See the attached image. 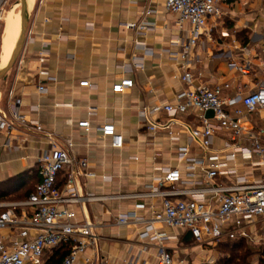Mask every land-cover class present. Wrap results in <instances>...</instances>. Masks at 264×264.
I'll use <instances>...</instances> for the list:
<instances>
[{"label": "crops", "instance_id": "obj_1", "mask_svg": "<svg viewBox=\"0 0 264 264\" xmlns=\"http://www.w3.org/2000/svg\"><path fill=\"white\" fill-rule=\"evenodd\" d=\"M18 2H7L0 68L21 30ZM221 9L223 16L210 18L194 47V84L214 86L232 80L223 96L236 97L264 79V0H224ZM175 19L166 0H29L24 49L0 80V111L11 117L18 110L27 118L25 124L15 122L10 133L0 132V202L26 199L40 182L39 158L54 146L67 149L73 142L72 155L87 159L95 174L78 177L77 190L83 196L101 197L71 205L77 221L88 219L96 225L98 242L76 264H157L159 244L144 236L146 225H119L118 217L131 213L151 217L162 199L135 195L147 192L168 168H180L183 178L193 181L179 149L188 147L191 158L203 156L188 127L199 125V116L179 115L174 139L167 131L151 134L139 116L144 107L175 102L187 87L181 79L180 53L190 25H185L184 35L176 30ZM129 23L137 27L129 28ZM246 64L250 73L242 75L238 67ZM123 77L133 79V88L113 92ZM39 86L46 90L41 92ZM234 109L228 107L232 115ZM243 110L241 120L248 130L264 128L263 117ZM205 116L214 121L212 113ZM83 120L90 122V128L78 126ZM107 122L124 136L122 148L113 147L103 136L101 127ZM229 143V132L218 130L211 154L225 160ZM238 165L243 173L264 174L250 160L239 159ZM67 175L68 170L61 173L59 187ZM155 231L167 236L168 251L188 264H206L212 256L217 260L219 251L197 246L189 232L162 224ZM50 253L45 254V263Z\"/></svg>", "mask_w": 264, "mask_h": 264}, {"label": "built area", "instance_id": "obj_2", "mask_svg": "<svg viewBox=\"0 0 264 264\" xmlns=\"http://www.w3.org/2000/svg\"><path fill=\"white\" fill-rule=\"evenodd\" d=\"M7 2L3 0L0 3V35L6 20ZM223 2L166 0L167 9L176 16V30L185 35L184 27L190 25L189 36L182 43L180 53L181 79L187 87L177 95L175 102L144 107L139 116L151 134L167 131L174 139L173 129L179 123L178 116L197 114L200 124L188 127L191 139L198 142L203 156L191 158L189 148L181 147L180 160L191 171L193 181L185 180L180 168H168L155 179L147 192L135 195L162 199L160 208H156L151 217H139L134 213L118 217L119 225H146L144 236L159 244L157 264H188L186 259L168 251L164 243L168 237L155 231L157 224L189 232L201 248L215 250L221 243L245 240L259 251L255 264H264V174L243 173L238 165L239 159L250 160L254 166H261L264 170V128L248 130L241 120L243 109L264 118V79L248 92L240 91L236 97H224V90L233 85L232 80L214 86H195L192 72L194 47L206 32L210 18L223 16ZM127 26L134 28L137 24L129 23ZM249 67V64L239 66L238 71L247 75ZM82 85L90 86V82L83 81ZM133 86L132 78L123 77L112 90L122 94ZM39 90L44 92L46 87L39 86ZM229 106L235 107L234 115L228 111ZM207 112H212L214 121L205 116ZM162 114L165 117L159 118ZM15 122L25 124L27 118L18 110H13L11 117L0 111V132L10 133ZM78 126L88 129L90 122L83 120L78 122ZM101 130L103 136L111 139L113 147L125 145L124 136L117 132L112 122L105 123ZM218 130L229 132V153L225 160L211 154ZM72 147L71 141L67 149L54 146L39 158L40 182L26 199L0 202V264H45V254L62 246L69 247L62 264H76L88 249L97 247L96 225L88 219L77 221L76 211L71 205L100 200L101 197L83 196L77 190L78 177L95 174L89 171L87 159L72 155ZM65 170H68L67 181L61 188L58 180ZM223 178L229 180L223 181ZM215 262L212 256L206 264Z\"/></svg>", "mask_w": 264, "mask_h": 264}, {"label": "trees", "instance_id": "obj_3", "mask_svg": "<svg viewBox=\"0 0 264 264\" xmlns=\"http://www.w3.org/2000/svg\"><path fill=\"white\" fill-rule=\"evenodd\" d=\"M15 179L17 177L11 181L13 182ZM217 250H222L221 253L224 256L218 262L216 261L215 264H253V258L259 254V251L251 247L245 240L221 243L217 246ZM68 252V246L53 249L50 253L51 259L45 264H62Z\"/></svg>", "mask_w": 264, "mask_h": 264}, {"label": "water", "instance_id": "obj_4", "mask_svg": "<svg viewBox=\"0 0 264 264\" xmlns=\"http://www.w3.org/2000/svg\"><path fill=\"white\" fill-rule=\"evenodd\" d=\"M19 3L21 5V30L9 62L6 66L0 68V80L3 79L6 74L14 67L24 49L27 40V30L29 24V0H19ZM189 235L191 234L189 233Z\"/></svg>", "mask_w": 264, "mask_h": 264}, {"label": "bare ground", "instance_id": "obj_5", "mask_svg": "<svg viewBox=\"0 0 264 264\" xmlns=\"http://www.w3.org/2000/svg\"><path fill=\"white\" fill-rule=\"evenodd\" d=\"M17 8H18V6L15 7V9H17ZM13 11H14V10H13ZM12 13H14V12H12ZM19 34H20V31H19ZM18 37H19V35H18ZM15 45H16V44H15ZM15 45L9 50V54H8L7 60L4 62L3 66H6L7 63L9 62V60H10V58H11V56H12L13 50H14V48H15Z\"/></svg>", "mask_w": 264, "mask_h": 264}, {"label": "rangeland", "instance_id": "obj_6", "mask_svg": "<svg viewBox=\"0 0 264 264\" xmlns=\"http://www.w3.org/2000/svg\"><path fill=\"white\" fill-rule=\"evenodd\" d=\"M18 4H20V3L18 2ZM19 9H20V11H21V5H20V8H19ZM190 236H191V235H190ZM221 252H222V250L219 251V253L216 255V258H217L216 261H217V262H218V260H220V259L224 256V255H222ZM257 258H258V257H257V255H256V257L253 258V261L256 262V261H257ZM254 262H253V263H254ZM216 264H217V263H216Z\"/></svg>", "mask_w": 264, "mask_h": 264}]
</instances>
